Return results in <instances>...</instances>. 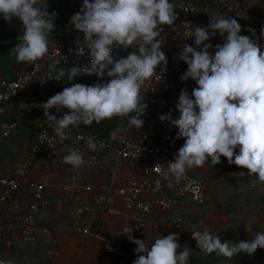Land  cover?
<instances>
[{
  "label": "built area",
  "instance_id": "1",
  "mask_svg": "<svg viewBox=\"0 0 264 264\" xmlns=\"http://www.w3.org/2000/svg\"><path fill=\"white\" fill-rule=\"evenodd\" d=\"M15 3L22 26L44 29L23 0ZM0 14L7 9L0 7ZM200 19L244 20L253 34L264 27L263 19L249 13L246 0H73L67 25L50 49L17 45L24 64L13 78L0 72L1 136L17 128L7 112L10 100L32 82H54L58 65L75 79L96 76L119 87L130 102V117L125 125L96 132L90 115L77 104L48 97L35 100L39 129L30 154L21 164L0 170V202L21 187L30 193L25 209L8 219L0 214V253L16 241H33L38 216L52 206L45 183L29 172L40 155L72 165V180L57 181L55 188L75 232L108 251L105 260L80 264H126L132 251L149 244L147 223L154 213L168 210L180 197L203 200L204 187L188 164L189 156L204 146L209 157L224 156L232 146L224 123L249 122L255 104L212 103L211 111L192 116L194 95L206 94L213 78L206 75L193 84L185 79V65L194 52L192 31ZM108 152L116 162L137 164L141 175L114 170L102 183L78 179L83 158L91 169L100 170ZM106 214L125 221L115 226Z\"/></svg>",
  "mask_w": 264,
  "mask_h": 264
},
{
  "label": "crops",
  "instance_id": "2",
  "mask_svg": "<svg viewBox=\"0 0 264 264\" xmlns=\"http://www.w3.org/2000/svg\"><path fill=\"white\" fill-rule=\"evenodd\" d=\"M72 3L73 0H23V6L27 8L30 16L44 24L43 30L35 31L20 24L17 16L20 6L15 0H0V7L7 9V14H0V72L10 78L17 75L24 64V58L17 50L18 44L28 48L40 46L50 49L60 39L67 25V11ZM246 3L252 15L261 16L264 20V0H251ZM239 25L237 22L227 23L224 25L225 28L220 30L221 26L218 27L206 19H200L195 24L191 38L194 52L184 69L188 84H193L198 78L205 79L206 73H209L208 71L212 70L216 63L226 67L224 63L227 60L237 62L239 58L245 57L248 61L244 67L238 64L239 72H228L231 83L224 82V86L216 84L207 94L197 92L190 106L192 116L204 113L212 103L234 104L237 97L243 98L242 102L246 100L255 102L257 116L261 113L264 116V34H255L251 45L245 35L241 34ZM221 39L229 41L230 46L240 49L228 48L221 52L222 48L218 45ZM55 72L57 78L54 82H32L21 89L8 103L7 112L17 122V128L8 137L0 135V170L19 165L29 156L31 145L39 129V117L34 109L35 100L39 97L77 104L83 112L90 115L92 128L96 132L128 123L130 102L119 87L96 76L75 79L64 65H58ZM60 152H64V149L61 148ZM201 155L202 151H197L189 158L193 171L200 174H218L217 164L214 170L209 169L205 158ZM262 155H264L263 151H256L250 153L249 158L258 159ZM207 157L210 159L209 155ZM103 160L105 168L100 170L91 169L87 162H82L78 167V179L102 183L114 170L126 176L141 175L137 164L128 160L116 162L109 152L103 155ZM248 166L240 162V178L249 175ZM69 169L60 161L54 162L43 155L38 156L29 172L45 183L52 206L38 216V231L35 239L31 242L16 241L10 249L0 254V264H80L105 260L108 257V251L102 244L88 240L75 232L70 216L60 200L55 183L60 180H72ZM254 171L259 172L258 169ZM246 180L247 183L252 182L251 177ZM219 184L213 185L220 189ZM222 184L220 192L223 191L222 195L227 197L230 193L228 188L230 181L224 179ZM214 186L211 192H215ZM240 191L248 195L245 189L241 188ZM29 200L30 193L25 187H21L10 200L0 202L1 216L8 219L13 213L25 209ZM181 205L187 204L182 202ZM221 214L220 211L215 212L208 217L207 222L216 224L217 219H221ZM160 215L161 213H154L152 222L162 217ZM107 218L115 226H121L125 221L124 218L111 214H106ZM16 226L18 224L15 228ZM153 228L156 231V225Z\"/></svg>",
  "mask_w": 264,
  "mask_h": 264
},
{
  "label": "trees",
  "instance_id": "3",
  "mask_svg": "<svg viewBox=\"0 0 264 264\" xmlns=\"http://www.w3.org/2000/svg\"><path fill=\"white\" fill-rule=\"evenodd\" d=\"M249 13L251 14L250 9ZM252 16L261 18L257 15ZM235 22L240 24L241 34L245 35L247 42L252 45L255 34L250 32L248 23L244 20H232L228 23ZM212 24L221 26V30L224 25H227L219 20L212 21ZM258 34H264V27ZM215 83L218 84V81ZM215 83L212 87L216 85ZM220 85L224 86V83ZM242 101L243 98L237 97L233 105L241 107L244 105ZM248 101L252 100H246V102ZM207 111H211V106L204 112ZM255 119L251 118L250 121H255ZM234 121L236 120L224 123L230 129L228 134L230 140L236 136L233 134L238 128L232 125ZM246 127L247 125L244 124L241 134L243 139L247 137ZM261 139L256 143L244 146L240 151L239 161L235 160L236 145H232L224 156L218 158L210 157L209 159L207 157L209 155L207 146L198 150L202 151L201 157L205 158L208 168L211 170L216 168V164L220 163L224 167L228 164V168L220 170V175L216 177L220 180V189L213 185L215 183L211 175L193 171L204 187L203 200L193 201L188 197H180L177 204L161 213L162 217L156 220L157 222H152V215L147 223L149 244L144 248L132 251L130 260L126 264H264V241H261V238L264 239V155L258 159L249 158L250 153H256V151L264 153V144ZM196 152H193L189 158ZM213 161L216 163L214 164ZM61 162L71 169L72 165L66 159ZM82 162L88 163L87 158H83ZM240 162L249 165L248 176L240 178ZM188 164H192L190 160ZM254 169H258L259 172L255 173ZM251 172L253 173L250 174ZM234 176L236 178H232ZM250 177L252 182L247 183L246 179ZM224 179L230 181L228 186L230 193L227 197L220 194ZM213 186L216 187L215 192L210 191ZM241 188L245 189L248 195L242 193ZM57 193L59 194L58 191ZM256 196L257 199H255ZM182 202L187 205H181ZM219 211L222 213L221 219L218 218L214 225L209 224L208 217ZM252 216H256L258 219L254 226V235L250 234L247 225V219ZM155 225L156 231L153 230Z\"/></svg>",
  "mask_w": 264,
  "mask_h": 264
},
{
  "label": "rangeland",
  "instance_id": "4",
  "mask_svg": "<svg viewBox=\"0 0 264 264\" xmlns=\"http://www.w3.org/2000/svg\"><path fill=\"white\" fill-rule=\"evenodd\" d=\"M222 29V28H221ZM220 29V30H221ZM258 33H260V32H258ZM257 33V34H258ZM208 35V31H207V34H206V36ZM237 43V42H236ZM218 45H219V48H222V49H220L221 50V52H223V51H225V50H227L228 48L230 49V48H234V49H236V48H238V50L240 49V47H236V46H230V44H229V41H226V40H219L218 41ZM193 54V53H192ZM192 54L190 55V57L192 56ZM189 57V58H190ZM240 57V56H239ZM247 61H248V59H246L245 57H244V59H242V58H239V61H232V62H230L229 60H227L225 63H224V65H226V67L224 66V67H221V65H220V63L218 64V63H216V65L215 64H213V65H215V67L214 68H212V70H209L208 72L209 73H206L207 75H210L211 77H213L212 78V80H211V87H212V85L215 83V82H217L218 81V84H222V83H224V82H226V83H228V82H232V80L229 78V73L228 72H233V73H235L236 71L237 72H239L240 70L238 69V64L240 65V66H245V65H247ZM244 62H245V64H244ZM217 66V67H216ZM205 70V69H204ZM211 72H213V73H211ZM185 73V72H184ZM212 74V75H211ZM215 77H218V80L215 78ZM214 82V83H213ZM215 84H217V83H215ZM247 103H250V102H244V105L245 104H247ZM254 104H255V102H254ZM233 105V104H232ZM257 109H256V104L254 105V112H253V116H252V118H256L255 119V121H250V122H248V123H241V122H239V121H234L233 123H232V125H234L235 127H238L237 129H236V133L235 134H233V136L234 135H236V136H234V138H231L232 140H231V143H232V141H233V143H232V145L233 146H235L236 145V147H237V149L235 148V150H234V152H237V154H236V156H235V160H237V161H239V156L241 155V153H240V151L242 150V148L244 147V146H246V145H248L249 143H256L258 140H260L261 139V137H264V116L262 115V113L258 116V118H257V111H256ZM264 113V112H263ZM244 124H246L247 125V127H246V133H247V137H245V139H243L242 137H241V134H242V132H243V127H244ZM247 129H249V130H247ZM229 134V133H228ZM232 136V137H233ZM229 137V136H228ZM230 138V137H229ZM261 141L263 142V144H264V138L263 139H261ZM243 158V157H242ZM214 162V164L216 163L215 161H213ZM228 165V164H227ZM227 165L224 167V165H222V164H217V168H218V171H217V173L218 174H215V175H211L212 177H213V181H214V183L215 184H219L220 183V180L218 179V178H216L217 176H219L220 175V170H222L223 168H228L227 167ZM241 173V172H240ZM239 173V174H240ZM234 174V173H233ZM235 175V174H234ZM232 178H236L235 176L234 177H232ZM220 194H223V191H221L220 192ZM257 221H258V219H257V217L256 216H252L250 219H247V225H248V229H249V231H250V234L251 235H254L255 234V229H254V224L255 223H257ZM254 233V234H253ZM257 233V232H256ZM260 240V239H259ZM264 241V239H262L261 238V241ZM105 248V247H104Z\"/></svg>",
  "mask_w": 264,
  "mask_h": 264
}]
</instances>
